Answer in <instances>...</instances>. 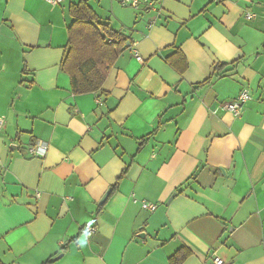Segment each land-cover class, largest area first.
I'll return each instance as SVG.
<instances>
[{"label": "crops", "instance_id": "obj_1", "mask_svg": "<svg viewBox=\"0 0 264 264\" xmlns=\"http://www.w3.org/2000/svg\"><path fill=\"white\" fill-rule=\"evenodd\" d=\"M83 1L131 42L76 95ZM140 1L0 0V264H264V0Z\"/></svg>", "mask_w": 264, "mask_h": 264}, {"label": "trees", "instance_id": "obj_2", "mask_svg": "<svg viewBox=\"0 0 264 264\" xmlns=\"http://www.w3.org/2000/svg\"><path fill=\"white\" fill-rule=\"evenodd\" d=\"M70 14L74 21L69 28V44L62 68L71 77L74 94L100 92L110 68L131 39L101 23L85 1L72 5ZM189 254L180 250L170 259V263L180 264Z\"/></svg>", "mask_w": 264, "mask_h": 264}, {"label": "built area", "instance_id": "obj_3", "mask_svg": "<svg viewBox=\"0 0 264 264\" xmlns=\"http://www.w3.org/2000/svg\"><path fill=\"white\" fill-rule=\"evenodd\" d=\"M52 5H57L62 2V0H46ZM124 5L131 6L133 8H139L141 5L140 0H123ZM253 14H248L247 19L251 20L253 19ZM135 57L138 60H142V58L139 56V54L135 53ZM251 100V96L247 91L242 92L234 101L230 103H226L223 106H221V109L226 112H232L235 116H239L244 105ZM4 127V120L0 118V130ZM48 151V144L45 142H39L37 145L31 148V153L35 156L43 157L47 154ZM141 207L144 210L154 212L157 209L156 205L147 203L145 201L142 202ZM97 228L93 225H87L84 228V233L88 236H93L96 234ZM214 264H224V262L220 258H216L214 261Z\"/></svg>", "mask_w": 264, "mask_h": 264}, {"label": "water", "instance_id": "obj_4", "mask_svg": "<svg viewBox=\"0 0 264 264\" xmlns=\"http://www.w3.org/2000/svg\"><path fill=\"white\" fill-rule=\"evenodd\" d=\"M110 193H111V190H109V191L107 192V194L104 196V198H103L102 201H101V204H104V203L106 202V200L108 199Z\"/></svg>", "mask_w": 264, "mask_h": 264}]
</instances>
